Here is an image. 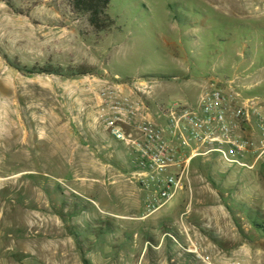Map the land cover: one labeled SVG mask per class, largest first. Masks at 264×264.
Returning <instances> with one entry per match:
<instances>
[{"label": "rangeland", "instance_id": "374dc122", "mask_svg": "<svg viewBox=\"0 0 264 264\" xmlns=\"http://www.w3.org/2000/svg\"><path fill=\"white\" fill-rule=\"evenodd\" d=\"M106 15L107 27L98 29L88 13L71 8L70 0H0V227L13 222L14 212L20 214L15 220L21 232H27L23 208L46 219L38 227L59 222V233L75 234L81 244L85 234L107 230L116 235V220L99 212L98 198L85 200L84 188L72 184L71 147L59 146L68 141L50 138L54 132H72L76 86L114 75L151 80L153 112L176 102L189 104L214 79L224 86L233 80L240 92L264 98V0H108ZM26 133L29 139L22 140ZM215 164L223 174L249 171L260 179L262 193L249 210L255 252L236 264H264V157L253 170ZM213 186L222 193L231 189ZM180 193L172 202L182 197L185 206L188 192ZM37 195L42 210L22 202ZM80 195L103 220L81 215L83 221L72 226L81 206L72 197ZM33 219L30 215L29 222ZM115 235L109 236L110 244Z\"/></svg>", "mask_w": 264, "mask_h": 264}, {"label": "crops", "instance_id": "0c3cea01", "mask_svg": "<svg viewBox=\"0 0 264 264\" xmlns=\"http://www.w3.org/2000/svg\"><path fill=\"white\" fill-rule=\"evenodd\" d=\"M75 88L72 132H54L50 138L68 141L59 146L71 147L72 184L76 189L84 188L85 200L90 196L98 198L102 205L95 203L99 212L116 220V235L107 230L97 236L85 234L81 244L77 235L65 237L59 233V222L42 228L32 226L30 215L40 213L28 214L22 208L19 210L28 230L21 232L15 220L20 214L14 212L13 222L0 227V264H187V257L195 262L201 260L198 264H236L252 259L255 245L250 237L254 221L249 210L258 204L259 178L249 171L242 176L223 174L215 159L202 158L190 166V187L178 192L183 196L187 190V204H181L179 197L146 215L145 191L127 179L134 169L131 155L124 153V147L103 127L96 113V94L89 87ZM148 103L151 104L150 98ZM25 135L22 140L29 139V133ZM217 184L231 189L222 193L213 186ZM80 198L72 197V203L81 205L79 214L72 217V226L83 221L81 215H86L87 220H103L86 208L83 196ZM22 202L35 204L41 210L45 206L39 195L35 199L22 197ZM111 235L116 240L110 244ZM190 247L192 252L185 250Z\"/></svg>", "mask_w": 264, "mask_h": 264}, {"label": "built area", "instance_id": "2783aa9c", "mask_svg": "<svg viewBox=\"0 0 264 264\" xmlns=\"http://www.w3.org/2000/svg\"><path fill=\"white\" fill-rule=\"evenodd\" d=\"M221 82L203 84L193 103L176 102L155 112L148 103L151 80L114 75L88 86L96 94L103 127L132 157L134 169L127 179L145 191L146 215L190 187L196 158L253 170L264 157V98L240 92L233 80L227 86ZM33 218L31 225L46 221L36 214Z\"/></svg>", "mask_w": 264, "mask_h": 264}, {"label": "trees", "instance_id": "16d2710c", "mask_svg": "<svg viewBox=\"0 0 264 264\" xmlns=\"http://www.w3.org/2000/svg\"><path fill=\"white\" fill-rule=\"evenodd\" d=\"M71 8L75 12H86L90 15V22L98 29H102L108 22L106 8L108 0H70Z\"/></svg>", "mask_w": 264, "mask_h": 264}, {"label": "bare ground", "instance_id": "6f19581e", "mask_svg": "<svg viewBox=\"0 0 264 264\" xmlns=\"http://www.w3.org/2000/svg\"><path fill=\"white\" fill-rule=\"evenodd\" d=\"M190 252H192V251L190 250Z\"/></svg>", "mask_w": 264, "mask_h": 264}]
</instances>
